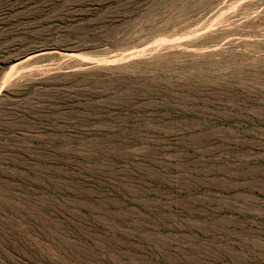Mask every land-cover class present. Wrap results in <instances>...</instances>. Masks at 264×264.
Returning <instances> with one entry per match:
<instances>
[{
  "label": "rangeland",
  "instance_id": "374dc122",
  "mask_svg": "<svg viewBox=\"0 0 264 264\" xmlns=\"http://www.w3.org/2000/svg\"><path fill=\"white\" fill-rule=\"evenodd\" d=\"M0 264H264V0H0Z\"/></svg>",
  "mask_w": 264,
  "mask_h": 264
}]
</instances>
